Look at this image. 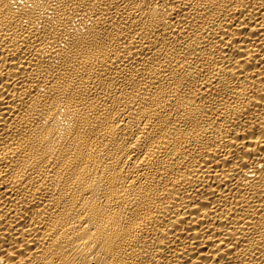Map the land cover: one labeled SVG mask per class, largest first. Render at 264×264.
<instances>
[{
  "label": "bare ground",
  "instance_id": "bare-ground-1",
  "mask_svg": "<svg viewBox=\"0 0 264 264\" xmlns=\"http://www.w3.org/2000/svg\"><path fill=\"white\" fill-rule=\"evenodd\" d=\"M0 264H264V0H0Z\"/></svg>",
  "mask_w": 264,
  "mask_h": 264
}]
</instances>
